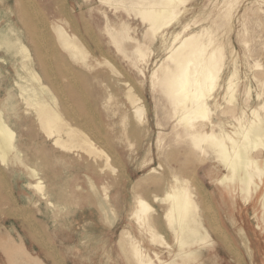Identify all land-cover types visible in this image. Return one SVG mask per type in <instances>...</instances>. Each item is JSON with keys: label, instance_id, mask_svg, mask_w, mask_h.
Segmentation results:
<instances>
[{"label": "bare ground", "instance_id": "obj_1", "mask_svg": "<svg viewBox=\"0 0 264 264\" xmlns=\"http://www.w3.org/2000/svg\"><path fill=\"white\" fill-rule=\"evenodd\" d=\"M6 1L0 0V4ZM83 1L85 6L102 11L103 27L99 21L97 26L117 54L131 61L144 79L142 86L147 78L145 68L155 54L151 47L160 41L166 53L153 70L150 83L164 98V122L158 123V128L169 132L160 131L155 143L158 167L136 181L129 175L128 166L122 167L125 183H131L133 210L117 246L129 264H206L204 251L215 250L219 242L231 264H247L238 248L242 242L251 264H257L260 236H264V65L256 60L251 63L256 49L245 43L244 81L241 55L234 46L227 55L225 45L213 36L210 27L194 32L191 28L197 25L196 20L184 22L190 0ZM239 4V0H225L215 16L216 21H223L220 26H229L228 40ZM58 11L51 18L36 0H15L14 7L0 9V75L7 57H11L17 76L6 98L0 101V202L7 200L14 205L9 199L11 188L6 175V169L14 168L27 178V188L49 209L65 208L53 201L49 180L42 175L38 162L39 155L46 157L51 151L24 144L25 136H35L37 126L44 142L56 149L57 153L53 152L57 161L69 165V155L81 154L90 189L88 201L96 199L105 219L109 220L110 214L117 218L110 181L104 175L107 167L115 172L106 149L114 147V139L135 140L138 147L133 155L139 156L151 137L148 104L138 96V87L125 80L121 88L125 100L112 103L114 97L107 95L101 103L109 123L106 125L101 118L91 120L96 115L93 107L99 103L92 83L97 92L107 93L112 79L121 82L115 77L124 74L112 67L110 72L92 75V81L73 75L58 45L68 59L88 71L94 68L89 61L94 52L84 40L78 19L64 6ZM261 13L264 15V10ZM89 16L98 15L91 11ZM85 17L82 13L79 20L93 39L91 22ZM137 18L146 26L143 41L133 36L129 25V20ZM178 26L180 31L169 34ZM97 51H104L98 42ZM53 62L58 69L55 74L50 70ZM104 126L114 129L113 139L103 137ZM22 128L28 130L26 134ZM154 160L153 144L149 143L142 168ZM197 161L201 168L196 166ZM201 170L221 190L220 204L230 228L201 187ZM92 172L96 179L90 175ZM145 197L158 206L159 213L152 211ZM9 214L26 217L15 208ZM155 215L161 218L155 219ZM247 215L254 226L251 238ZM160 229L171 233L173 244L164 239ZM5 242L0 243L8 248L10 241ZM146 242L158 243L171 258L163 260L162 252L148 249ZM14 250L19 256L24 254L19 247Z\"/></svg>", "mask_w": 264, "mask_h": 264}, {"label": "rangeland", "instance_id": "obj_2", "mask_svg": "<svg viewBox=\"0 0 264 264\" xmlns=\"http://www.w3.org/2000/svg\"><path fill=\"white\" fill-rule=\"evenodd\" d=\"M223 1L225 0H190L188 3L190 12L184 19V22L190 21V19L196 20L195 22H197V25L191 28L194 32L210 27L213 36L218 38L222 44L225 45L227 55L230 48L234 46L241 55V75L245 81L244 74L247 70L243 58L246 49L245 43H248L249 46L256 49L251 63L253 64L256 60L264 65V15L261 13V10H264V0H239V7L236 9V14L231 21L232 31L229 34L230 40L227 39L228 35L226 36V33L229 31V26H220L223 24V21L221 19H219V21L215 20V16L218 14ZM36 4L49 17L52 14L60 13L58 9L64 6L78 19L80 25L79 29L81 30L84 40L91 45L90 49L94 52H92L94 57H89V61L94 64V68L88 71L81 65L74 63L72 60L68 59L66 53L58 45L60 54L64 56L65 61L69 64L68 66L74 71L72 73L73 75H83L80 79L86 78L92 81V75L110 72L112 67L122 71L124 74L123 76L115 77V79L119 78L121 82L117 83L112 79L111 87L108 89L107 93L97 92L95 84L92 83L91 86L94 90V97L99 103L96 107H93L96 110L94 113L96 115H94L91 120L101 118L105 120L106 125L109 123V119L106 113H104L105 109L102 107L101 103L107 95H112L114 97L112 103L117 100H125L124 91L121 89L124 85L122 81L129 80L130 83L138 87V96L143 98L148 104L149 113L146 114V117H148L149 120L151 137L145 142L143 147L141 146L142 148L141 151L138 152L139 156L137 158L133 155V150L138 147L135 140H130L133 144V146H130V141L122 142L118 139H114V147L109 151L106 149L108 155L111 157L110 164L115 168V172L113 173L111 169L107 167L105 168L104 175L108 178V181H110L111 187L109 193L112 197L117 216V218H115V216L110 214L109 220H107L96 202V199L93 198L91 201H88L89 199L87 197L89 196L90 189L81 154L80 157L77 156V154L69 155L68 161L71 162L69 165H64L60 161H57L56 149H53L51 143L44 142L45 137L36 126L35 136L30 139L25 136L23 140L24 144L28 147L40 146L51 151L46 157L42 154L39 155L38 162L42 166V175L49 180L48 185L53 196V201L65 208L63 211L49 209L45 201H39L33 191L27 188V178L21 175L20 170L14 168L6 169L8 184L11 188L9 199L13 200L14 205L8 204L7 200L0 202V242L6 240L5 243L7 244L9 243L7 241H10L8 248L5 247V244L3 245L0 243V264H129L123 252L117 246L118 236L121 230L131 222L130 214L133 210L131 183H125V177L122 175V167L123 165H127L129 175L133 181H136L147 175L153 168L159 165L155 143L160 131H169L160 130L158 128V123L164 122V98L157 89H152L150 76L156 68V65L161 64L166 58V53L161 50L162 45L160 41L151 47L155 54L145 68L147 78L144 86H142L141 81L144 79H142L139 73L132 67L131 61L124 60L120 54H117L115 49L108 43V37L105 36L97 26V21H99L100 27H103L101 26L104 22L102 11L97 10L95 6H85L83 0H36ZM11 6H15V0H7L5 4H0V9H8V7ZM91 11L98 16L90 18L89 14ZM82 13L85 14V19L91 22L90 27L93 31L92 34L95 35L93 39L92 36L90 37L88 35L84 25L79 20ZM11 19L16 25L20 26L16 17L12 15ZM213 20H215V23ZM225 23H227V21ZM129 25L133 29V36L143 41L146 26L141 23V20L139 18L129 20ZM174 30L180 31V27L178 26L176 29H171L169 34ZM97 42L100 44L102 50H104L102 51L103 53L98 51L95 52ZM7 59V63L2 66V75H0V101L6 98L7 91L11 90L15 79H17L15 68L11 64L12 59L11 57H7ZM50 70L53 74L58 72L56 63L53 62ZM90 108L91 106H88L87 109L90 110ZM130 127L131 126H129V128ZM113 130V128L104 126V134L106 136L103 137L113 139V135H115L113 134ZM27 131V129L22 128L23 134H26ZM119 131L120 128L117 130L118 134ZM168 140H165V142ZM149 143L153 144L155 160L150 165H144L142 168L141 165L145 160ZM53 151H56V153ZM30 156L32 155L30 154L29 157ZM196 166L201 168L202 164L197 161ZM90 175L95 179L97 178L93 172ZM198 175L200 180L203 181L201 187L207 195L210 196V201L216 206L217 210L219 212L221 211L220 213L222 217H224L225 223H227L228 226L230 225V228L232 226L230 220L224 216V209L220 204L221 190H219L215 184L211 183L205 176L204 171L201 170ZM145 198L152 208V211L156 210V213H159L158 206L154 204L149 197ZM231 200L232 199L229 198L228 202H232ZM12 208L24 212L26 217L18 218L10 215L9 212ZM158 216L161 218L160 215H155V219H158ZM245 221L246 228L251 238L253 237L252 232L254 226L248 215ZM166 231V229H160L159 233L162 234L168 243L173 244L171 233L167 234ZM231 235L235 237V233L232 234L231 232ZM260 239V253L256 255V263L264 264V236H260ZM18 247L22 249L24 256L16 254L14 249ZM147 248L150 250H160L163 260H169L171 258L167 250L161 249L158 243H150V245L147 243ZM238 248L244 253V260L247 264H251V260L242 242L238 243ZM55 251L57 253H55ZM11 257H13V259ZM204 260L206 264H231L229 255L225 253L219 242L216 243L215 250L204 251Z\"/></svg>", "mask_w": 264, "mask_h": 264}]
</instances>
